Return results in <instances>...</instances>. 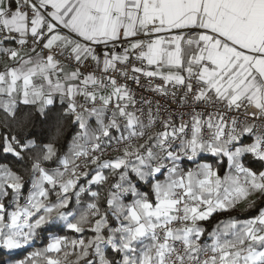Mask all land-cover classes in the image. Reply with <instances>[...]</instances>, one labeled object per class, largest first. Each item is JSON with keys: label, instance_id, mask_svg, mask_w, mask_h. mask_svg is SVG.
Listing matches in <instances>:
<instances>
[{"label": "snow or ice", "instance_id": "6c2138e0", "mask_svg": "<svg viewBox=\"0 0 264 264\" xmlns=\"http://www.w3.org/2000/svg\"><path fill=\"white\" fill-rule=\"evenodd\" d=\"M260 205L264 0H0L9 264H264Z\"/></svg>", "mask_w": 264, "mask_h": 264}, {"label": "trees", "instance_id": "16d2710c", "mask_svg": "<svg viewBox=\"0 0 264 264\" xmlns=\"http://www.w3.org/2000/svg\"><path fill=\"white\" fill-rule=\"evenodd\" d=\"M264 206V205H260ZM245 205L241 204L233 213L232 215L238 216L240 218H246L247 216L253 214L251 211H244ZM31 249H28L27 251H30ZM27 251L20 252L19 255L14 257L15 259L23 258L24 255L27 254ZM0 264H9V258L3 253L0 252Z\"/></svg>", "mask_w": 264, "mask_h": 264}, {"label": "built area", "instance_id": "2783aa9c", "mask_svg": "<svg viewBox=\"0 0 264 264\" xmlns=\"http://www.w3.org/2000/svg\"><path fill=\"white\" fill-rule=\"evenodd\" d=\"M133 87L135 88V85H133ZM136 92H137V97H139L140 95H144L146 97H149V96H152L153 94L152 93H148V92H141L139 89H136ZM159 97H157L158 99Z\"/></svg>", "mask_w": 264, "mask_h": 264}]
</instances>
